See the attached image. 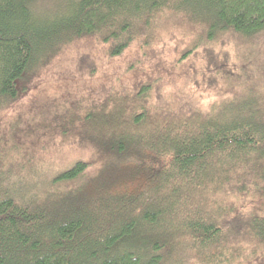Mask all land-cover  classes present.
I'll return each mask as SVG.
<instances>
[{"label":"trees","instance_id":"16d2710c","mask_svg":"<svg viewBox=\"0 0 264 264\" xmlns=\"http://www.w3.org/2000/svg\"><path fill=\"white\" fill-rule=\"evenodd\" d=\"M45 1L0 0V124L80 40L114 57L172 31L192 35L187 53L264 32V0H48L50 8H36ZM241 85L206 109L165 110L146 82L36 123L24 138L0 133V264H264V96ZM57 135L90 145L91 158L37 192L10 180Z\"/></svg>","mask_w":264,"mask_h":264},{"label":"rangeland","instance_id":"374dc122","mask_svg":"<svg viewBox=\"0 0 264 264\" xmlns=\"http://www.w3.org/2000/svg\"><path fill=\"white\" fill-rule=\"evenodd\" d=\"M43 3L36 8L52 6L48 0ZM192 41V35L172 31L152 44L135 40L121 55L112 57L105 45L80 40L42 70L24 97L6 112L0 133L6 137L19 133L24 138L23 129L36 123L100 102L113 89L133 92L146 82L152 86V103L165 110L206 109L236 91L241 77L247 96H264V32L248 44L227 35L219 43L200 45L187 53ZM91 152L92 147L83 141L57 135L33 150L27 168L21 175L13 171L10 180L21 178L23 186L31 182L37 192L78 159H90Z\"/></svg>","mask_w":264,"mask_h":264}]
</instances>
